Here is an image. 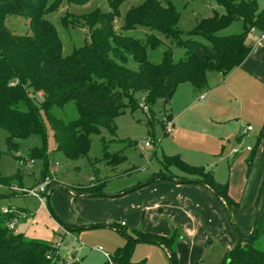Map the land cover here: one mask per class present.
Listing matches in <instances>:
<instances>
[{"label": "trees", "instance_id": "trees-1", "mask_svg": "<svg viewBox=\"0 0 264 264\" xmlns=\"http://www.w3.org/2000/svg\"><path fill=\"white\" fill-rule=\"evenodd\" d=\"M65 1L82 4L89 0H55L51 5L48 0H0V128L8 133L10 153L19 151L22 140L33 136L42 139L43 147L33 148L29 153L32 161L40 160L44 166L38 183L51 177L42 112L53 131L56 151L69 160L79 159L88 154L91 137L100 135L103 128L115 133V120L125 112L126 102L130 107L137 106L136 92L146 94L144 102L149 107L157 100L169 104L181 84L189 83L196 93H202L208 88L209 73L227 76L253 53L254 47L247 42L252 29L264 35V9L260 11L256 0H215L225 13H215L210 18L200 20L186 38L178 27L181 15L173 2L146 0L126 13L122 29L146 27L172 38L176 47L185 49V55L179 62H174L173 50L168 48L162 62L154 64L147 59V49L149 46L157 48L161 44L160 39L151 34L144 42L117 32L114 24L120 16L121 0H111L112 12L98 9L75 16L89 26L91 42L64 56L63 43L46 15L57 10ZM9 15L27 17L32 34L14 33L6 25ZM68 16L64 18L65 25H68ZM235 21H242L243 33L218 35ZM129 56L139 64L138 71L126 67ZM38 94L42 96L41 100ZM68 103H74L78 118L66 123L54 115L53 109L63 108ZM263 131L247 159L249 170L264 139ZM104 159L109 165L121 162V156L109 153L107 145ZM162 164L166 173L176 168L190 178L164 172L156 175V178L207 182L219 192L218 198L229 215L232 208L237 206L229 194V184L219 183L212 169L190 165L180 154L164 155ZM0 186L22 188V177L19 174L0 177ZM104 186V182L94 180L87 187L68 188L98 197L105 196ZM263 187L264 182L257 200L256 212L260 210L259 217L251 228L252 239L246 242L238 235L239 242L226 251L220 264H264V250L257 246L264 239ZM26 212L24 209L7 213L0 210V264H65L54 243L30 240L9 229L8 225L19 218L18 214ZM64 226L70 232L82 229ZM110 226L119 227L116 224ZM237 229L235 226L236 232ZM132 237L142 240L141 243L162 246L171 264H178L175 246L180 236L177 231L169 237L135 231ZM136 244L138 242L127 239L126 244L113 253L112 260L119 264H145V261H132Z\"/></svg>", "mask_w": 264, "mask_h": 264}, {"label": "rangeland", "instance_id": "rangeland-1", "mask_svg": "<svg viewBox=\"0 0 264 264\" xmlns=\"http://www.w3.org/2000/svg\"><path fill=\"white\" fill-rule=\"evenodd\" d=\"M54 1L48 0L49 5ZM145 1L121 0L120 16L116 18L114 24L116 31L144 42L151 34H154L160 39L161 44L155 49L148 47V61L160 64L164 53L168 48H172L173 60L179 62L185 55V49L176 47L175 40L172 38L146 27H137L131 30L122 29L126 13L131 8L142 5ZM160 1H171L176 6L181 15L178 27L184 33L185 38L194 30L200 20L210 18L215 13H225L224 8L215 0ZM256 1L260 11L263 10L264 0ZM98 9L102 12H112L111 0H89L82 4L65 1L57 10L46 15V18L55 26L63 43L64 56L71 55L75 49L91 42L89 26L82 20L76 19L75 16H83ZM67 14L69 15L67 17L68 25H65L64 18ZM6 25L18 35L32 34L30 21L25 16L9 15ZM243 31L242 21H235L228 28L221 30L218 35L230 36L241 34ZM247 42L252 43V38L249 37ZM125 65L133 71L139 69V64L132 56L128 57ZM208 79L210 92L196 93L189 83H185L188 88L183 90L185 86H181L183 85L181 84V88L177 89L169 104L157 100L153 106H146L144 102L146 94L136 92L134 97L137 106L130 107L126 102L125 112L115 120V133L112 134L108 129L103 128L100 135L91 137V148L88 154L76 160H69L62 153L56 151L53 131L42 112L47 132L46 149L51 173V177L48 178L52 179L49 190L56 185V178L73 188L87 187L92 181L99 180L105 183L103 191L106 195L120 194L129 188L151 183L156 179V175L161 172L166 173L162 164L163 156L180 154L188 164L212 169L216 174L217 181L229 184L230 189L234 187V194L239 197L238 201L241 203L242 211L238 213L232 208L229 217L233 228L236 226L246 234L244 230L247 231V229L242 228L243 225L238 215L243 216L246 227H252L256 215L257 200L264 182V139L258 146L257 156L251 170L247 165L249 156L237 159V153L248 147L251 150L255 149L258 138L264 129V118L261 117L264 108V86L245 93L241 91L240 96L234 97L228 93L226 84L221 81L218 74L210 73ZM202 95H204L203 98H201ZM175 96L185 98L186 102L193 100L196 103L179 118L176 130L175 127H172V133L167 134L166 125L169 123L167 121L169 116L173 117L171 126L176 124ZM220 96L227 99L222 104L223 107L206 106V103L211 102L212 99H218ZM38 99H42L40 94H38ZM53 113L66 123L78 118L74 103H68L63 108H54ZM228 117L231 119L229 122L225 121ZM248 125L253 126L255 132L243 136L242 143L236 141V135L240 131L246 130ZM176 133H178V138ZM7 138L8 133L0 128V177L19 174L22 177L24 188L34 187L41 178L44 166L40 160L32 161L29 153L33 148L43 147L42 139L39 136H33L22 140L19 151L10 153ZM147 142L150 143L149 147L145 146ZM105 145H107L109 153L121 156L120 163L116 165L107 163L104 159ZM233 147L237 150L232 151ZM166 174L190 178L176 168H171ZM156 183L149 184L141 190L149 189ZM242 194L245 196L243 203L240 200ZM43 198L44 203L42 204L36 197L11 193L7 187L0 186V210L24 209L28 211L18 214L19 218L15 221L14 231L23 234L30 240H41L61 245L59 251L62 259L77 257L79 258L77 264H107L109 260L104 253H108L112 257L115 248L125 243L124 236L112 229H92L79 233L65 231L58 221L61 219L57 215L53 199L51 198L50 210L47 197ZM146 208L144 219L147 227L145 228H152L156 224V214L153 212L154 209ZM158 212L159 209L156 210L157 215ZM166 217L165 214L161 218L165 219ZM124 220L128 223V228H123V231L130 235L132 225L127 219ZM120 224H118L119 227H121ZM119 227L118 229H120ZM175 229L178 230L179 235H182L181 227H175ZM257 246L264 250V239L258 242ZM100 248L104 252L100 251ZM175 252L178 264H180V253L176 247ZM225 253V249L217 244H204L198 264H220ZM181 254H183L182 250ZM132 261L135 263L145 261V264H171L166 250L153 243L136 244Z\"/></svg>", "mask_w": 264, "mask_h": 264}, {"label": "crops", "instance_id": "crops-1", "mask_svg": "<svg viewBox=\"0 0 264 264\" xmlns=\"http://www.w3.org/2000/svg\"><path fill=\"white\" fill-rule=\"evenodd\" d=\"M251 38L252 43L249 45H252L254 50L246 61L227 76L216 73L221 77V81L226 84L228 93L234 97L240 96L241 91L245 93L252 91L254 88L264 86V41L259 46L256 45L258 40L257 35L251 36ZM209 76L210 73L208 78ZM181 86H185L183 90H187L186 88H188L185 84ZM181 86H179L178 90ZM208 91H211L209 82L208 88L204 92L207 93ZM203 97L204 95L201 96V98ZM184 99L175 96L176 124L172 126L173 128L175 127V130L179 123V118L186 114L196 103L193 100L186 102V99L185 101ZM226 100V98L220 96L218 99H212L211 102L206 103V106L221 108ZM261 115L264 118V108L262 109ZM230 120L228 117L225 121L229 122ZM249 126L251 125H248L246 130L244 129L236 135V141L242 143L243 136L255 132L253 126H251L253 128L252 131H248ZM230 134H233V132H230ZM176 136L178 138V133H176ZM236 150L233 147L232 151ZM251 151L249 147L246 150L239 151L237 153V159L249 156ZM54 177L56 178V176ZM55 180H57L55 181L56 185L69 186L61 182L59 178ZM155 182L157 183L149 189L141 190ZM149 184L129 188L120 194L107 195L105 197H77L72 192L56 190L51 194L50 201L52 198L57 215L64 224L70 227L87 228L82 231L102 229L88 227L118 225L119 223H121V227L119 228H128V223L124 219H127L130 225H132V233L141 231L143 233L147 232L169 237L175 230L178 233L175 227H181L182 235H179L180 239L175 246L180 253V264H198L201 257V249L204 244L214 243L224 248L225 251H228L234 248L239 242V237L233 228L225 205L208 187L194 184H179L173 181L159 179ZM133 189H135L133 192H129ZM229 194L237 203V206L233 209L240 213L242 211L241 203L238 201L239 197L234 194V187H231ZM244 199L245 196L242 194L240 198L242 203ZM146 207L154 209L153 212L156 214V224L152 228H145L147 227L144 219L147 210ZM158 209L159 214L157 215L156 210ZM165 214L167 217L165 219L161 218ZM238 217L243 225L242 228L247 229V231L244 230L245 233L249 234L252 227L245 226V221L241 214ZM132 233L130 235L134 236ZM124 239L125 243L115 248L114 252L126 244L127 239L125 237ZM181 250L183 254H181Z\"/></svg>", "mask_w": 264, "mask_h": 264}, {"label": "water", "instance_id": "water-1", "mask_svg": "<svg viewBox=\"0 0 264 264\" xmlns=\"http://www.w3.org/2000/svg\"><path fill=\"white\" fill-rule=\"evenodd\" d=\"M172 120H173V117L172 116H169L168 117V119H167V121L169 122V123H171L172 122ZM263 134H264V131H263ZM156 179H159V180H163L164 178L163 177H158V178H156ZM156 179H154L152 182H154ZM167 180H169V181H173V182H176V183H179V184H194V185H202V186H205V187H208L217 197H220V194H219V192L216 190V189H214L209 183H207V182H204V181H199V180H177V179H175V178H168ZM149 184V183H148ZM147 185V184H146ZM142 186H144V185H142ZM139 188H141V187H139ZM56 190H66V191H69V192H72L75 196H90V197H93V195H90V194H87V193H75V192H73V191H70V189L67 187V186H63V185H54L51 189H50V191H49V193L47 194V200H48V207L50 208V210H51V201H50V196H51V194L53 193V192H55ZM135 189H133V190H131V191H129V192H133ZM105 196H107V195H105ZM105 196H101V195H99L98 197H105ZM261 201L263 202L264 201V187H263V190H262V194H261ZM259 211L260 210H258L257 212H256V215H255V218H254V222H253V225L255 226L256 225V223H257V219H258V217H259ZM59 222H60V224L62 225V227H63V229L65 230V231H67V232H70L69 230H67L66 228H65V226H64V224L60 221V220H58ZM93 228H107V229H112V230H115L116 232H118V233H120L121 235H123L126 239H129V240H133V241H136V242H138V243H141V242H143L142 240H139V239H136V238H134V237H132L131 235H129V234H127V233H125L124 231H122V230H120V229H118V228H115V227H113V226H110V225H101V226H93ZM85 229H87V228H85ZM82 230H84L83 228L82 229H73V231L72 232H78V231H82ZM237 233H238V235L240 236V238L241 239H243L244 241H246V242H249L251 239H252V237H253V230L249 233V234H244V233H242L240 230H239V228L237 229ZM107 264H119L117 261H114V260H111V261H109Z\"/></svg>", "mask_w": 264, "mask_h": 264}, {"label": "built area", "instance_id": "built-area-1", "mask_svg": "<svg viewBox=\"0 0 264 264\" xmlns=\"http://www.w3.org/2000/svg\"><path fill=\"white\" fill-rule=\"evenodd\" d=\"M257 35V42L256 45L261 46L262 42L264 41V35L259 34L255 29H252L251 31V36H255ZM252 127L249 126L248 127V131H252ZM166 133L170 134L172 133V126L171 123H168L166 125ZM146 147L150 146V143L147 142L145 144ZM50 185H52V179L51 178H46L43 182L37 183L34 187L31 188H24V187H18V186H13L11 188H8L11 193H16L18 195H27V196H33L38 198L42 204L44 203V196H47V194L49 193V187ZM3 212L7 213V212H11L14 210H8V209H4L2 210ZM23 214V213H21ZM9 229L11 230H15V221L10 223L8 225ZM54 246L59 250V247L61 245H58L57 243H54ZM100 251L104 252L102 248L99 249ZM60 252V251H59ZM104 255L108 258L109 261L112 260L111 256L108 253H104ZM62 262L65 264H77L79 262V258L77 257H69L66 259H62Z\"/></svg>", "mask_w": 264, "mask_h": 264}]
</instances>
